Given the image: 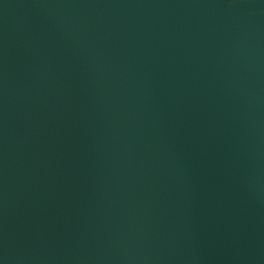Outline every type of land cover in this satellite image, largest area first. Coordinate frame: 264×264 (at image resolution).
I'll list each match as a JSON object with an SVG mask.
<instances>
[{"label": "water", "instance_id": "95a60500", "mask_svg": "<svg viewBox=\"0 0 264 264\" xmlns=\"http://www.w3.org/2000/svg\"><path fill=\"white\" fill-rule=\"evenodd\" d=\"M0 264H264V0H0Z\"/></svg>", "mask_w": 264, "mask_h": 264}]
</instances>
